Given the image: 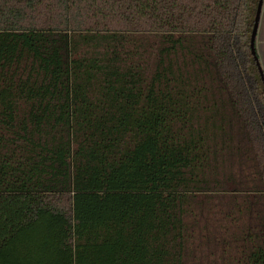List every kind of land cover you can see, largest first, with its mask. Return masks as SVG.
<instances>
[{
	"label": "trees",
	"instance_id": "obj_1",
	"mask_svg": "<svg viewBox=\"0 0 264 264\" xmlns=\"http://www.w3.org/2000/svg\"><path fill=\"white\" fill-rule=\"evenodd\" d=\"M258 1L0 0V264H264Z\"/></svg>",
	"mask_w": 264,
	"mask_h": 264
},
{
	"label": "rangeland",
	"instance_id": "obj_2",
	"mask_svg": "<svg viewBox=\"0 0 264 264\" xmlns=\"http://www.w3.org/2000/svg\"><path fill=\"white\" fill-rule=\"evenodd\" d=\"M218 203L217 197L200 201V206L197 207V212L194 214L197 221H200V229H196L197 234L201 233V229H205L206 223L219 219L221 214H218ZM213 206H216V209L212 212ZM199 207L202 209H198Z\"/></svg>",
	"mask_w": 264,
	"mask_h": 264
},
{
	"label": "crops",
	"instance_id": "obj_3",
	"mask_svg": "<svg viewBox=\"0 0 264 264\" xmlns=\"http://www.w3.org/2000/svg\"><path fill=\"white\" fill-rule=\"evenodd\" d=\"M255 43L259 60L264 71V0L262 4Z\"/></svg>",
	"mask_w": 264,
	"mask_h": 264
},
{
	"label": "water",
	"instance_id": "obj_4",
	"mask_svg": "<svg viewBox=\"0 0 264 264\" xmlns=\"http://www.w3.org/2000/svg\"><path fill=\"white\" fill-rule=\"evenodd\" d=\"M262 4H263V0H259L258 1V5H257V9H256V15H255V19H254L253 28H252V31H251V44L250 45H251L253 53L255 52L254 51V42H255L257 29H258V24H259V20H260Z\"/></svg>",
	"mask_w": 264,
	"mask_h": 264
}]
</instances>
